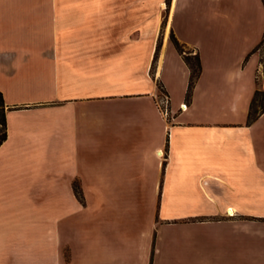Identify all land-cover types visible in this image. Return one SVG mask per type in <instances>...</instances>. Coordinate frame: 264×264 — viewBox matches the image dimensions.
I'll list each match as a JSON object with an SVG mask.
<instances>
[{"label":"crops","instance_id":"1","mask_svg":"<svg viewBox=\"0 0 264 264\" xmlns=\"http://www.w3.org/2000/svg\"><path fill=\"white\" fill-rule=\"evenodd\" d=\"M191 10L212 39L175 37ZM263 25L261 0H0V264H264Z\"/></svg>","mask_w":264,"mask_h":264},{"label":"trees","instance_id":"2","mask_svg":"<svg viewBox=\"0 0 264 264\" xmlns=\"http://www.w3.org/2000/svg\"><path fill=\"white\" fill-rule=\"evenodd\" d=\"M263 7H264V0H261ZM169 40L175 50L181 55V58L187 68L189 69V77H188V82H187V87L185 91V99H188L190 96L191 88L192 85L197 78L199 71H200V65H199V59L197 53L190 54V50H187L186 52L183 50V45L180 44L175 37L170 33L169 35ZM159 48V40L157 39L156 44H155V49L154 53L152 56L151 64H150V72L152 73V69L154 67V62L156 60L157 56V51ZM262 48V55H260L259 62H263L264 58V29L261 35V38L259 42L257 43L255 49H260ZM158 85V83H157ZM258 95H261L262 98V103L258 108L256 109L254 104H255V99ZM5 105L3 103V98L2 94L0 92V143L5 139L6 137V126H5ZM264 110V90L261 89H256L253 95V98L250 100L248 111H247V122L252 121L258 114H260Z\"/></svg>","mask_w":264,"mask_h":264},{"label":"rangeland","instance_id":"3","mask_svg":"<svg viewBox=\"0 0 264 264\" xmlns=\"http://www.w3.org/2000/svg\"><path fill=\"white\" fill-rule=\"evenodd\" d=\"M153 1L154 0H145V2L147 4H149V5H152ZM162 9L163 8L161 7V10ZM161 14H163V11L161 12ZM195 15H196L195 11H193V10L188 11L187 12V17H186L184 22H182L180 24H178L177 22L175 23V28H173L174 29L173 33H174V35H175V37L177 39H212L213 38L212 34H211V36L209 34L210 28H207V26L205 24H203L202 22L197 21L196 18L194 17ZM254 24L255 25H252L250 27L251 29L249 30L251 36H253L254 33L259 31L258 16L255 18ZM224 26L223 27H218L216 29L215 33L217 35L216 34L214 35V39L215 38H217V39H234V38H232V36L230 37L228 35V32H226L227 30H229V28L228 27H224ZM262 27H264V25ZM231 29L235 30V31H240V32L243 31V28L235 27V28H231ZM262 29H261V32H262ZM162 30H163L162 27H160L158 29V31H157V39L158 40L161 37ZM212 30H215V29H212ZM82 31H83V33H82L83 38L87 39L86 28L84 30H82ZM235 39H238V37H236ZM183 50L186 52L187 50H190V49H188L187 47H183ZM193 53H194V50H190V54H193ZM259 53H260V55H262V48L259 49ZM259 76H260V73L257 70V87H258ZM259 89L264 90V82L261 83ZM159 95L162 97L165 94H162V92H160ZM261 98H262V96L258 95L256 97V99H255L254 106H255L256 109L261 104L263 105Z\"/></svg>","mask_w":264,"mask_h":264},{"label":"built area","instance_id":"4","mask_svg":"<svg viewBox=\"0 0 264 264\" xmlns=\"http://www.w3.org/2000/svg\"><path fill=\"white\" fill-rule=\"evenodd\" d=\"M186 108L185 103H180L178 105V110L182 111ZM157 109H159L161 115L163 117L169 116V109H168V99L165 95H163L158 101H157Z\"/></svg>","mask_w":264,"mask_h":264},{"label":"bare ground","instance_id":"5","mask_svg":"<svg viewBox=\"0 0 264 264\" xmlns=\"http://www.w3.org/2000/svg\"><path fill=\"white\" fill-rule=\"evenodd\" d=\"M161 7H162V8L164 7V4H163V3L161 4Z\"/></svg>","mask_w":264,"mask_h":264}]
</instances>
